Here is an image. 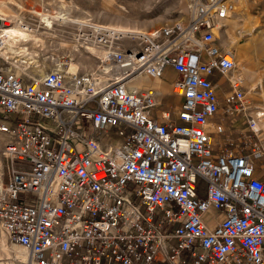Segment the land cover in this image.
Segmentation results:
<instances>
[{
	"label": "built area",
	"instance_id": "2783aa9c",
	"mask_svg": "<svg viewBox=\"0 0 264 264\" xmlns=\"http://www.w3.org/2000/svg\"><path fill=\"white\" fill-rule=\"evenodd\" d=\"M233 10L232 0H190L185 21L131 38L75 23L74 42L104 54L93 73L70 72L69 57L28 82L0 54V226L27 264H264V111L248 115L235 52L217 45ZM167 67L183 103L159 123L148 114L158 92L129 81ZM214 73L228 85L222 98ZM231 116L245 118L238 140L213 124ZM228 131L214 154L212 135Z\"/></svg>",
	"mask_w": 264,
	"mask_h": 264
},
{
	"label": "rangeland",
	"instance_id": "374dc122",
	"mask_svg": "<svg viewBox=\"0 0 264 264\" xmlns=\"http://www.w3.org/2000/svg\"><path fill=\"white\" fill-rule=\"evenodd\" d=\"M7 1L13 5V9L5 11L11 13V17H15L17 12H21L23 8L21 13L24 14L26 11L25 20L29 24L26 26L37 34L30 41L22 43L17 54L12 56L13 64L22 66L21 70L16 67L14 70H18L17 74L26 77L28 82L41 77L40 70L46 74L47 71L54 70L60 64H64L69 57L73 59L70 69L81 73H92L98 68V59L104 57L102 52L96 51L92 47L91 51L81 49L74 42L76 26L69 25L67 28L61 26L59 22L40 24L38 20L30 18V14L35 10L44 14H69L72 19L76 20L91 18L105 25L129 27L147 33L174 22L185 21L189 15L190 5V0H22V5L16 0H0V12L4 10L3 3ZM232 1L234 10L230 19L225 21L226 26L224 25L218 33L217 45L224 50L235 52L237 72L245 78L247 113L250 116H255L264 109V0ZM6 22L11 23L10 20ZM80 58L90 61L91 66L88 69H83L79 65ZM8 67L12 68L11 64ZM210 79L213 83H219L222 92L228 89V85L218 73H214ZM260 81L262 84L259 83ZM149 88L150 86L144 85L142 90ZM238 121L242 127L246 128L245 118L234 116L227 117L225 120L216 118L213 120V124L217 125L222 122L227 128H234V123ZM229 133L230 131L222 137L217 134L212 135L214 154L222 152L219 143L225 144ZM112 135L116 141L119 140L116 139L115 133ZM232 135L236 140L240 138L238 131H233ZM97 137L104 139L107 136L102 133L101 137L100 135ZM262 139H264V134ZM6 140L5 135L0 134V186L4 164L8 166L2 153ZM258 166L261 167V161H258ZM176 243V241H172L173 245ZM13 246L0 229V264L14 262L13 258L12 261H8L12 255L8 256L4 251V247L13 248ZM14 263L18 264V262Z\"/></svg>",
	"mask_w": 264,
	"mask_h": 264
},
{
	"label": "bare ground",
	"instance_id": "6f19581e",
	"mask_svg": "<svg viewBox=\"0 0 264 264\" xmlns=\"http://www.w3.org/2000/svg\"><path fill=\"white\" fill-rule=\"evenodd\" d=\"M16 1L20 2V4L22 2V0H16ZM2 7H3L4 10L0 12V34H4L5 35V37H6V45L3 48V50L0 52V54L3 55L6 59H8V63L11 64L12 68H9L10 71H12L13 73L16 72L15 74L17 76H20L21 74L18 75L17 74L18 70H14V67H16V69L21 70L22 66L21 65L18 66V65L13 64L14 59L12 58V56L17 54V50H19V47L22 45V43L30 41L31 39H33V37H35V35L37 36V34H35L33 32V30H31L30 27L26 26V24L27 25H29V24L26 23V20H25L26 11H25L24 14L21 13L23 11V8H22L21 12H19V11L17 12V16L11 17L12 16V15H10L11 13L9 14L7 11H12L13 5L9 4V2L7 1V2L3 3ZM5 10H7V11H5ZM30 18H32L33 20H38V22H40V24H43L44 22H46L47 24H53L54 22H59L61 24V26H65L67 28H68L69 25H73L74 26L75 23L84 22V20L72 19V17H70L69 14L68 15L67 14H62V13L44 14V13H42L40 11H37V10H35L32 14H30ZM7 20H10L11 23H7L6 22ZM108 26H110L112 28H115L118 31L122 32L125 36H127V38H131L134 34L144 33L142 31L135 30V29H132V28H129V27L123 28V27L112 26V25H108ZM87 50L91 51V48H88ZM96 56H99V55H96ZM80 60L81 61H79V65L83 69H88L91 66L90 61H87V60L84 61V59L82 60L81 58H80ZM235 61H236V56H235ZM16 64H17V62H16ZM236 65H237V61H236ZM96 70L94 72H96ZM69 71L72 72V73H76V71L70 69V67H69ZM39 73H40L41 77L44 76V74H45L43 72V70H40ZM117 75H118V70L114 69L112 72H109L108 74L103 75L102 79H103V81L107 82L109 79H112V78L116 77ZM142 75H145V74H139V75H136V76L132 77V79L129 81V87L131 89H137L136 87H134L131 84V81L133 79H135L136 77H140ZM144 81L145 80H142L143 83H144ZM261 82L262 81H260L259 83H261ZM139 90H141V89H139ZM261 111H264V109H262ZM261 111H259L258 113H260ZM257 114L255 116H257ZM257 127H258V130H259V136L262 139V136L264 134V121H260L258 123ZM103 133H105V132H103ZM101 134H100V137H101ZM106 136L107 137L104 138V139L101 138V141L103 143H106V142L108 143L109 141H112V143H114L116 146L120 144V140H118V141H116L115 139L110 140L109 136L107 134H106ZM5 137L7 138V140H6V142H7L9 140V137H7V136H5ZM262 140L264 141V139H262ZM5 169H6V166L4 164L3 172H4ZM2 186H3V174H2L0 189L2 188ZM0 229L7 236L6 231L1 226H0ZM9 243H10V241H9ZM12 246H13V244H12ZM14 247H16V249H13ZM13 248L4 247V251L7 253V255L8 256L12 255L8 259V261L9 262L12 261V258H13L14 262H16V263L18 262V264H27L28 261H29V257H28L27 252L22 247L17 246V245H14ZM14 262L10 263V264H15Z\"/></svg>",
	"mask_w": 264,
	"mask_h": 264
},
{
	"label": "crops",
	"instance_id": "0c3cea01",
	"mask_svg": "<svg viewBox=\"0 0 264 264\" xmlns=\"http://www.w3.org/2000/svg\"><path fill=\"white\" fill-rule=\"evenodd\" d=\"M178 78L176 71L172 67H167L164 70L163 75L159 79H150L146 75H142L140 77H136L131 81V84L137 89L143 88L144 85L150 86V88L155 89L158 92L159 102L158 105L148 111V114L153 119L157 120L159 123H164V119L162 118L163 113H169L171 115L170 120H175L176 114L178 113L182 103L183 98L176 96L172 93V85ZM142 80H145L144 83ZM223 80V79H222ZM224 81V80H223ZM137 83V84H136ZM142 83V84H141ZM141 84V85H140ZM216 88L218 90L219 96L222 98L224 92L220 89L219 83H215ZM235 123L234 128L231 127V130L238 131L244 127L241 126V123ZM220 216V214H219ZM222 216L219 217L221 219Z\"/></svg>",
	"mask_w": 264,
	"mask_h": 264
}]
</instances>
